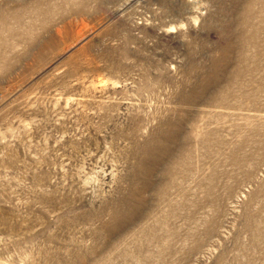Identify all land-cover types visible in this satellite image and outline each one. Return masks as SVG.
<instances>
[{
    "label": "rangeland",
    "instance_id": "rangeland-1",
    "mask_svg": "<svg viewBox=\"0 0 264 264\" xmlns=\"http://www.w3.org/2000/svg\"><path fill=\"white\" fill-rule=\"evenodd\" d=\"M0 264H264V0H0Z\"/></svg>",
    "mask_w": 264,
    "mask_h": 264
}]
</instances>
